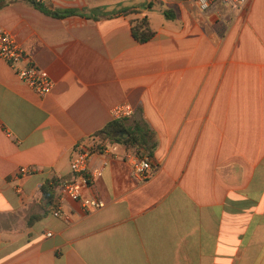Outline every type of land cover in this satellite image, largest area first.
<instances>
[{
    "label": "crops",
    "instance_id": "1",
    "mask_svg": "<svg viewBox=\"0 0 264 264\" xmlns=\"http://www.w3.org/2000/svg\"><path fill=\"white\" fill-rule=\"evenodd\" d=\"M0 0V29L22 64L47 70L39 95L0 57V264H264V0L242 8L193 0ZM165 10H169L168 14ZM147 17L139 42L130 19ZM130 104L128 127L154 133L151 174L137 179L124 137L89 168L105 202L83 208L60 186L75 145ZM21 167L33 172L17 177ZM22 188V193L17 191ZM60 202L61 214L52 212Z\"/></svg>",
    "mask_w": 264,
    "mask_h": 264
},
{
    "label": "built area",
    "instance_id": "2",
    "mask_svg": "<svg viewBox=\"0 0 264 264\" xmlns=\"http://www.w3.org/2000/svg\"><path fill=\"white\" fill-rule=\"evenodd\" d=\"M203 11L210 9L212 3L220 2L231 7L242 8L248 0H193ZM0 57L5 60L19 76V78L29 85L39 95L48 93L53 87V80L49 72L35 63L22 64L26 55L17 42L15 37L6 30L0 29ZM134 109L130 104H119L112 109L114 119L129 117ZM118 150V144L109 139L102 138L99 134H95L87 140L78 142L71 158V169L73 177L66 180L62 186L66 196L79 201L83 208L89 210H98L105 206L103 199L94 192L90 196L81 194L82 187L94 188V181L102 175L100 168H89V162L96 153L115 154ZM126 159L132 166V174L137 179H147L151 174V163L148 156H141L136 150L126 153ZM34 169L21 167L17 173V177L33 172ZM17 191L22 193V188L17 186ZM61 206L58 201L53 214L58 216L61 214Z\"/></svg>",
    "mask_w": 264,
    "mask_h": 264
},
{
    "label": "trees",
    "instance_id": "3",
    "mask_svg": "<svg viewBox=\"0 0 264 264\" xmlns=\"http://www.w3.org/2000/svg\"><path fill=\"white\" fill-rule=\"evenodd\" d=\"M36 8L44 11L47 14L53 16H65L69 14L76 13L74 9H53L44 5L42 1L38 0H28ZM169 10H165L168 14ZM131 29L133 36L139 42H146L150 40L154 35V30L150 26L147 17H134L130 19ZM126 118V117H125ZM125 118L114 119L109 124H107L98 134L105 139L116 140L124 137L123 143L128 148H132L137 152L146 151L149 156L154 155V151L157 147V140L155 138V133L142 121H136L133 126L128 127L125 124ZM65 179L51 178L46 180L40 186V192L43 199L46 202H52L57 189L62 186Z\"/></svg>",
    "mask_w": 264,
    "mask_h": 264
}]
</instances>
